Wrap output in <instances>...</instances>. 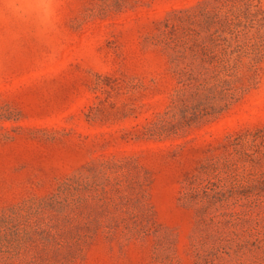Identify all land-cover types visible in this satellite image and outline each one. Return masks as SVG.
I'll use <instances>...</instances> for the list:
<instances>
[{
	"label": "rangeland",
	"instance_id": "374dc122",
	"mask_svg": "<svg viewBox=\"0 0 264 264\" xmlns=\"http://www.w3.org/2000/svg\"><path fill=\"white\" fill-rule=\"evenodd\" d=\"M0 264H264V0H0Z\"/></svg>",
	"mask_w": 264,
	"mask_h": 264
},
{
	"label": "trees",
	"instance_id": "16d2710c",
	"mask_svg": "<svg viewBox=\"0 0 264 264\" xmlns=\"http://www.w3.org/2000/svg\"><path fill=\"white\" fill-rule=\"evenodd\" d=\"M224 107H225V105L220 106V107L216 108L217 110H213V111L219 112V111H221L222 109H224ZM212 109H215V108L212 107ZM202 113H203V115H206V114L211 113V111L209 112V111L207 110V108H202Z\"/></svg>",
	"mask_w": 264,
	"mask_h": 264
}]
</instances>
